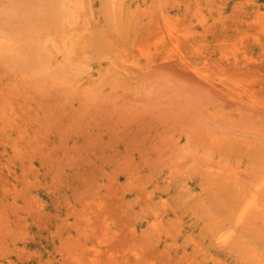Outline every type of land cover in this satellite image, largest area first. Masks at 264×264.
Returning <instances> with one entry per match:
<instances>
[{
	"label": "rangeland",
	"instance_id": "374dc122",
	"mask_svg": "<svg viewBox=\"0 0 264 264\" xmlns=\"http://www.w3.org/2000/svg\"><path fill=\"white\" fill-rule=\"evenodd\" d=\"M0 264H264V0H0Z\"/></svg>",
	"mask_w": 264,
	"mask_h": 264
},
{
	"label": "bare ground",
	"instance_id": "6f19581e",
	"mask_svg": "<svg viewBox=\"0 0 264 264\" xmlns=\"http://www.w3.org/2000/svg\"><path fill=\"white\" fill-rule=\"evenodd\" d=\"M247 204H249V203H247ZM251 204H252V203H251ZM247 206H248V205H247ZM244 209H245V208H244ZM246 211H247V210H246ZM246 211H243V213L246 212ZM243 213H242V214H243ZM245 216H246V215H245ZM242 217H243V219H244V216L240 215V218H241V219H242ZM240 218H239V219H240ZM229 238H230V237H229Z\"/></svg>",
	"mask_w": 264,
	"mask_h": 264
}]
</instances>
